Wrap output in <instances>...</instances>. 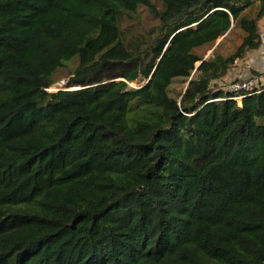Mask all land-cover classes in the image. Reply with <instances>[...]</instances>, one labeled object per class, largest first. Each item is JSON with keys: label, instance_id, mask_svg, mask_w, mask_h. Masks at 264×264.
Segmentation results:
<instances>
[{"label": "trees", "instance_id": "trees-1", "mask_svg": "<svg viewBox=\"0 0 264 264\" xmlns=\"http://www.w3.org/2000/svg\"><path fill=\"white\" fill-rule=\"evenodd\" d=\"M263 15L0 0V264H264V89L238 105L215 84Z\"/></svg>", "mask_w": 264, "mask_h": 264}, {"label": "crops", "instance_id": "crops-1", "mask_svg": "<svg viewBox=\"0 0 264 264\" xmlns=\"http://www.w3.org/2000/svg\"><path fill=\"white\" fill-rule=\"evenodd\" d=\"M260 38H264V15L257 23ZM264 73V46L247 52L243 59L237 60L226 76L234 79H246Z\"/></svg>", "mask_w": 264, "mask_h": 264}, {"label": "built area", "instance_id": "built-area-1", "mask_svg": "<svg viewBox=\"0 0 264 264\" xmlns=\"http://www.w3.org/2000/svg\"><path fill=\"white\" fill-rule=\"evenodd\" d=\"M264 46V38H261V45ZM264 89V73L259 76H252L246 79L232 82L224 89V96L217 101H225L227 99L234 100L240 105L241 100L245 97L258 94ZM215 101V100H211Z\"/></svg>", "mask_w": 264, "mask_h": 264}, {"label": "rangeland", "instance_id": "rangeland-1", "mask_svg": "<svg viewBox=\"0 0 264 264\" xmlns=\"http://www.w3.org/2000/svg\"><path fill=\"white\" fill-rule=\"evenodd\" d=\"M142 17H143V20H142L143 26H147L148 24L151 23L150 20L148 19V17H146L145 15H143ZM238 36H239L238 34L230 35V40L225 42V46H226L227 51H230V50L232 51L235 48V46L238 44V41H239ZM209 53L210 52H208L206 54V57L208 56ZM251 75L254 76L253 74H251ZM238 80L239 79H234V78L231 79V77L225 76L222 79L218 80L215 84H216L217 88L224 91V89L226 88V86L228 84L235 82V81H238ZM65 83H66V80H60L50 89V91H52V92L57 91L58 89L62 88L65 85ZM141 84H143V82H134V83H131L129 86L132 88H137ZM185 85L186 84H183L179 81L175 82L174 85L172 86V89H171L172 95L177 96L182 91V89L184 88ZM259 133L262 134V133H264V131L260 130Z\"/></svg>", "mask_w": 264, "mask_h": 264}, {"label": "water", "instance_id": "water-1", "mask_svg": "<svg viewBox=\"0 0 264 264\" xmlns=\"http://www.w3.org/2000/svg\"><path fill=\"white\" fill-rule=\"evenodd\" d=\"M198 66V65H197ZM191 79V78H190ZM190 79L188 80V82L190 81ZM188 83L186 84V87H187Z\"/></svg>", "mask_w": 264, "mask_h": 264}]
</instances>
